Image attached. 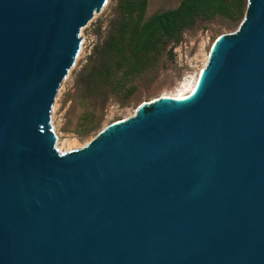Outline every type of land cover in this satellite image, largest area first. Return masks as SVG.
<instances>
[{
    "label": "water",
    "instance_id": "water-1",
    "mask_svg": "<svg viewBox=\"0 0 264 264\" xmlns=\"http://www.w3.org/2000/svg\"><path fill=\"white\" fill-rule=\"evenodd\" d=\"M106 0H0V264H264V0L192 95L83 150L49 128Z\"/></svg>",
    "mask_w": 264,
    "mask_h": 264
},
{
    "label": "rangeland",
    "instance_id": "rangeland-1",
    "mask_svg": "<svg viewBox=\"0 0 264 264\" xmlns=\"http://www.w3.org/2000/svg\"><path fill=\"white\" fill-rule=\"evenodd\" d=\"M180 2L148 0L146 17L174 9ZM248 5L249 0L245 14L238 22L220 16L197 19L183 31L176 44L168 45L157 67L135 81L137 89L130 98L122 100L120 96L109 95L101 104L97 99L83 97L79 76L95 46L105 40L117 14V0H106L80 29L76 58L61 82L50 110L49 128L56 137V152L65 154L83 150L116 123L136 117L142 106L154 103L162 95L173 94L187 76L194 75L208 62L209 47L213 42L234 35L242 28Z\"/></svg>",
    "mask_w": 264,
    "mask_h": 264
},
{
    "label": "trees",
    "instance_id": "trees-1",
    "mask_svg": "<svg viewBox=\"0 0 264 264\" xmlns=\"http://www.w3.org/2000/svg\"><path fill=\"white\" fill-rule=\"evenodd\" d=\"M147 2L117 0L109 33L79 76L86 99L102 104L114 95L127 100L137 89L135 81L152 72L168 45L176 44L197 19L220 16L238 22L247 6V0H181L174 9L146 17Z\"/></svg>",
    "mask_w": 264,
    "mask_h": 264
},
{
    "label": "bare ground",
    "instance_id": "bare-ground-1",
    "mask_svg": "<svg viewBox=\"0 0 264 264\" xmlns=\"http://www.w3.org/2000/svg\"><path fill=\"white\" fill-rule=\"evenodd\" d=\"M218 40H220V39H218ZM218 40H216L215 42H213L210 45V47H209V53H210L209 58L211 56L212 49ZM206 64H204L201 68H199L198 71L194 75L187 76L179 84V86L175 89L173 94L162 95L159 99H156L153 102H157V101H161V100L180 102V101H185L186 99H188L192 95V93L194 92V90L198 84V81H199V78H200L202 71L206 70ZM120 123H122V122H118L115 125L120 124ZM55 140H56V137H55Z\"/></svg>",
    "mask_w": 264,
    "mask_h": 264
},
{
    "label": "built area",
    "instance_id": "built-area-1",
    "mask_svg": "<svg viewBox=\"0 0 264 264\" xmlns=\"http://www.w3.org/2000/svg\"><path fill=\"white\" fill-rule=\"evenodd\" d=\"M60 154V153H59Z\"/></svg>",
    "mask_w": 264,
    "mask_h": 264
}]
</instances>
